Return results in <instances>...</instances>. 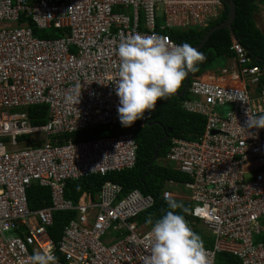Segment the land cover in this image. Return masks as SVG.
<instances>
[{
  "label": "built area",
  "instance_id": "built-area-1",
  "mask_svg": "<svg viewBox=\"0 0 264 264\" xmlns=\"http://www.w3.org/2000/svg\"><path fill=\"white\" fill-rule=\"evenodd\" d=\"M224 8L223 0H0V264H29L34 251L49 250L58 264H142L151 228L138 218L154 197L139 189L124 194L106 181L96 196L84 193L75 203L65 197L66 185L136 165L135 132L156 108L130 127L120 123V41L140 33L181 45L171 29L205 30ZM259 15L264 21L262 7ZM231 40L227 66L190 80L181 108L202 116L204 131L172 139L164 163L188 179L168 181L162 196L191 203L192 224L212 236L205 247L212 264L220 253L264 264V128L245 123L246 113L264 114V69ZM78 93V104L66 102ZM38 105L48 107L45 124L29 117L27 109ZM101 126L124 132L54 140ZM33 185L49 188L51 205L30 208ZM56 212L72 213L57 243L49 232Z\"/></svg>",
  "mask_w": 264,
  "mask_h": 264
},
{
  "label": "trees",
  "instance_id": "trees-1",
  "mask_svg": "<svg viewBox=\"0 0 264 264\" xmlns=\"http://www.w3.org/2000/svg\"><path fill=\"white\" fill-rule=\"evenodd\" d=\"M234 1L236 3V20L232 29L242 46L254 56L257 65L264 69V33L255 21V15L259 11V5L264 4V0ZM228 17L229 7L225 5L220 19L205 30H197L194 28L188 30L171 29L168 33L175 42L179 44L187 42L193 47H196L202 42L211 28L223 23ZM29 24L34 26L32 22H29ZM35 34L44 37L53 36L51 33L40 34L36 28ZM231 45L232 40L229 30L223 29L213 33L205 46L199 50L205 55L206 59L204 62L198 64V71L195 72V75H201L207 69H211L217 59L226 60L228 57H232ZM184 85L185 81L178 90V93L183 91ZM188 95L189 89L187 88L181 98L173 95L166 102H163V100L158 101L157 105L159 102L162 103L159 106L156 105V109L152 113L148 124L136 130L135 140L138 144V154L137 162L133 169L113 172L105 177L94 174L79 180L68 181L65 189V197L77 203L84 193L96 196L106 181L121 185L124 194L134 189H139L144 195H151L155 199L154 206L144 211L138 218L139 223L151 228V225L148 224V219L151 217L154 221L167 208L166 201L162 196L167 182L172 180L182 182L188 179L187 176L176 171L170 163H164L172 139L184 138L193 140L204 131L205 119L200 115L185 112L181 108L182 101ZM27 111L33 124L39 125L47 122L48 107L46 105L31 106ZM168 130H172L169 139L161 143V140L165 137ZM123 132L124 128L121 126L114 127L113 129H110L108 126H101L94 131L86 130L73 134L60 135L55 137L54 140H58L57 142L63 144L69 138L74 141H81L115 136ZM159 144L162 146L159 159L153 162L154 153ZM28 196L31 209H39L51 205V191L49 188L33 185L28 191ZM176 200L184 205L183 214L191 228L203 239L205 247L211 246L213 244L211 234L204 230L199 222L192 224L193 218L189 215L192 208L191 203L185 200ZM71 214L69 212H56L54 214V224L49 232L56 243L59 241L68 220L72 217ZM217 264H240V262L234 256L220 253Z\"/></svg>",
  "mask_w": 264,
  "mask_h": 264
},
{
  "label": "clouds",
  "instance_id": "clouds-1",
  "mask_svg": "<svg viewBox=\"0 0 264 264\" xmlns=\"http://www.w3.org/2000/svg\"><path fill=\"white\" fill-rule=\"evenodd\" d=\"M263 6L259 5V10ZM117 55L118 78L114 82L119 97L117 112L124 127L144 119L158 101L177 94L189 73L198 71V64L206 59L187 42L175 45L167 36L140 33L123 38ZM80 93L68 95L66 102L78 104ZM246 115L249 129L264 128V114ZM164 200L167 204L164 213L154 221L148 219L151 225L148 254L142 257V264H212L203 239L183 214L184 205L168 193ZM29 264H58V259L51 250L34 251Z\"/></svg>",
  "mask_w": 264,
  "mask_h": 264
},
{
  "label": "water",
  "instance_id": "water-1",
  "mask_svg": "<svg viewBox=\"0 0 264 264\" xmlns=\"http://www.w3.org/2000/svg\"><path fill=\"white\" fill-rule=\"evenodd\" d=\"M223 2L225 3V5H227L229 7V17H228V19L226 21H224L223 23H221V24L213 27L212 29H210L207 32V34L205 35V37L202 40V42L198 46H196L194 48H196L198 50H201L205 46V44L207 43V41L209 40V38L211 37V35L213 33L217 32V31H220V30H223V29L229 30L231 36L236 38V35H235V33H234L233 29H232V26H233V24H234V22L236 20V3H235L234 0H223ZM193 76H195V72L189 73V75L186 77L183 91L181 93L175 94V96L177 98H181L184 95L185 90L188 88V85L190 83V79ZM169 98H167L166 100H163V102H166ZM161 103L162 102H159L157 106L161 105ZM171 133H172V130H168L166 135H165V137L161 140V143L167 141L169 139V136H170ZM161 149H162V146L159 144L157 146V150L154 153L153 162L157 161L159 159V153H160Z\"/></svg>",
  "mask_w": 264,
  "mask_h": 264
},
{
  "label": "rangeland",
  "instance_id": "rangeland-1",
  "mask_svg": "<svg viewBox=\"0 0 264 264\" xmlns=\"http://www.w3.org/2000/svg\"><path fill=\"white\" fill-rule=\"evenodd\" d=\"M261 6V5H260ZM262 9H263V11H264V6L262 7ZM260 11V10H259ZM259 11H258V13H259ZM257 19V20H256ZM255 20H256V24H258L259 25V27L262 29V27H261V22H259V21H263V18H262V15H257L256 14V18H255ZM263 24H264V21L262 22ZM260 29V30H261ZM262 31V30H261ZM227 64H228V61H227V59L226 60H219V59H217V61L215 62V66H218V67H225V66H227ZM214 67H212L210 70H212ZM208 70V69H207Z\"/></svg>",
  "mask_w": 264,
  "mask_h": 264
},
{
  "label": "crops",
  "instance_id": "crops-1",
  "mask_svg": "<svg viewBox=\"0 0 264 264\" xmlns=\"http://www.w3.org/2000/svg\"><path fill=\"white\" fill-rule=\"evenodd\" d=\"M257 15L259 14V13H256ZM255 18H256V15H255ZM257 20V19H256ZM255 20V21H256ZM259 22H261V27H262V29L259 27V25L257 24V26L262 30V32L264 33V24L262 23L263 21H259ZM166 164V163H165Z\"/></svg>",
  "mask_w": 264,
  "mask_h": 264
}]
</instances>
